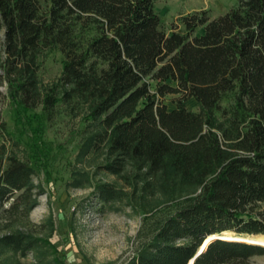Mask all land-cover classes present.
Wrapping results in <instances>:
<instances>
[{"label": "trees", "instance_id": "1", "mask_svg": "<svg viewBox=\"0 0 264 264\" xmlns=\"http://www.w3.org/2000/svg\"><path fill=\"white\" fill-rule=\"evenodd\" d=\"M156 2L0 0V107H41L49 123L61 109L82 116L83 149L105 148L109 173L135 163L167 176L166 189L199 188L127 263L189 264L211 235H264V0L182 14L169 32ZM52 51L61 71L43 86L41 57ZM8 134L0 109V231L26 224L36 204L33 169L9 151ZM96 194L105 204L120 196L109 183ZM32 232L12 229L0 247L24 256L38 244ZM253 255L264 247L215 238L192 264Z\"/></svg>", "mask_w": 264, "mask_h": 264}, {"label": "rangeland", "instance_id": "2", "mask_svg": "<svg viewBox=\"0 0 264 264\" xmlns=\"http://www.w3.org/2000/svg\"><path fill=\"white\" fill-rule=\"evenodd\" d=\"M237 2L157 0L156 11L169 32L182 14L208 9L216 16ZM60 71V53H44L38 72L41 85L54 82ZM185 104L199 110L193 98ZM168 107L174 105L168 101ZM0 109L9 132L8 149L33 169L36 191L27 223L12 229L41 231L33 235L38 240L35 249L24 256L0 247V264H127L156 229L200 191L177 184L167 190V176L153 175L135 163H127L118 175L109 173L103 168L111 161L105 148L89 153L83 149L87 122L82 116L75 118L61 109L49 123L41 107L16 109L8 99ZM102 183L112 184L119 198L101 202L96 189ZM12 229L0 231V236ZM249 264H264V255L251 256Z\"/></svg>", "mask_w": 264, "mask_h": 264}, {"label": "bare ground", "instance_id": "3", "mask_svg": "<svg viewBox=\"0 0 264 264\" xmlns=\"http://www.w3.org/2000/svg\"><path fill=\"white\" fill-rule=\"evenodd\" d=\"M224 239H240L246 242H256L264 244V235H253V236H235L230 232H226L220 235Z\"/></svg>", "mask_w": 264, "mask_h": 264}, {"label": "water", "instance_id": "4", "mask_svg": "<svg viewBox=\"0 0 264 264\" xmlns=\"http://www.w3.org/2000/svg\"><path fill=\"white\" fill-rule=\"evenodd\" d=\"M226 233V232H225ZM223 234V233H222ZM234 234V233H232ZM245 236H253V235H245ZM215 238H220V239H224V238H221L220 235H211L209 236L205 241L204 243L198 248V251L196 253V255L194 256V258L200 254L204 249L205 247L207 246L208 242L212 239H215ZM225 240H236V241H243V240H240V239H225ZM243 242H246V241H243ZM248 243H251V244H256V245H260V246H263L264 247V244H261V243H256V242H248ZM194 258H192L189 262V264H192L193 263V260Z\"/></svg>", "mask_w": 264, "mask_h": 264}]
</instances>
